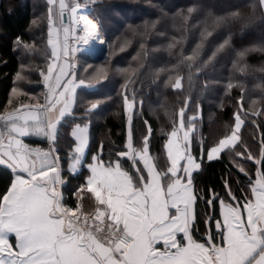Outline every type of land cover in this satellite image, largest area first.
Here are the masks:
<instances>
[{"label":"snow or ice","instance_id":"obj_1","mask_svg":"<svg viewBox=\"0 0 264 264\" xmlns=\"http://www.w3.org/2000/svg\"><path fill=\"white\" fill-rule=\"evenodd\" d=\"M91 3L95 5L96 0ZM46 5L51 58L46 71L37 68L46 89L44 100L32 103L30 97L29 102L17 104L10 98L11 109L0 114V167L8 174V182L0 189V264H264V136L258 157L240 138L245 123L241 112L244 116H258L264 111H245L242 93L236 101L240 107L234 113L231 134L207 148L201 145L197 155V116H188L187 110L193 72L200 68L187 64L189 95L176 114L178 119L173 118L171 130L165 133L166 164L161 165L151 155L150 123L144 121L148 133L142 134L139 146L132 133L137 99L135 88L129 95L128 84L134 83L130 76L137 70L116 68L129 77L120 93L128 134L123 146L112 149L105 160L103 143L98 152L89 151V122L102 101H89L80 117L76 106L78 89L94 92L97 84L110 79L109 62L102 61L90 77L84 78L78 75L76 61L81 56L95 57L103 53L105 46H112L101 35L98 24L80 12L77 0H46ZM253 7L254 15L264 21V12ZM199 8L193 4L187 9L185 25ZM258 8L264 9V0H258ZM65 16L69 24L65 23ZM226 22L212 23L215 26ZM41 23L32 21L34 27ZM155 27L153 23L151 28ZM132 32L133 37H146L149 25H145L143 33L135 29ZM206 33L211 34L206 29L201 35ZM131 42L126 39L120 50ZM229 43L230 38L225 39L212 56L225 50ZM15 44L19 50L21 40L17 38ZM140 47L146 55L143 40ZM200 47L197 45V49ZM23 48L32 52L35 45L25 43ZM256 50L250 48L237 55L242 60L247 52ZM44 55L48 56L47 50ZM196 55L198 52L184 59L193 61ZM91 67L89 63L88 68ZM31 70L22 66L17 73L13 96H28L16 82L26 80L22 73ZM182 80L178 74L172 87L182 89ZM233 87L229 82L227 89ZM139 103L142 109L143 100ZM252 103L255 105L256 101ZM66 126H71V141L68 151L62 152L60 142ZM25 138L46 142L47 148L34 147ZM225 150L234 153V160L240 157L252 161L257 166L255 177L236 162L239 172L248 178L243 196L232 191L230 178L223 182V195L214 188L197 195L195 173L202 171L205 156L208 161L221 159ZM124 158L130 162L128 167ZM81 168H86V172H81ZM65 176L82 177L73 192L76 199L71 206L61 191ZM199 203L205 204L211 215L205 212L206 231L197 240L193 227Z\"/></svg>","mask_w":264,"mask_h":264},{"label":"trees","instance_id":"obj_2","mask_svg":"<svg viewBox=\"0 0 264 264\" xmlns=\"http://www.w3.org/2000/svg\"><path fill=\"white\" fill-rule=\"evenodd\" d=\"M80 1L90 6V15L98 23L103 37L112 46L111 48L106 46L107 52L102 60L109 62L110 79L97 84L94 92L83 88L78 90L76 114L88 107L89 101H102L89 122L90 152H98L103 143V154L107 160L110 151L122 147L126 140L127 125L120 93L123 91L122 84L129 77L115 71L116 68L137 70L130 76L134 83L128 84L130 96L132 88L136 89L135 111L139 112V117L135 115L132 120L133 136L136 139L137 132L141 129L140 120L146 133L144 121L147 120L151 125V154L156 156V159H165L161 147L164 137L157 133L160 120L157 121L151 116L149 109L154 108L151 106L154 101L158 102L163 98L166 101L164 127L170 128L169 113H178L184 99L189 95L187 64L191 63L194 68H200L199 72H193L194 82L187 114L189 116L191 113H198L201 119V145L205 148L213 145L210 130L217 133L216 138L220 139L227 134L223 130L222 122L229 120L230 115L240 107L236 101L240 100L242 93L241 104L245 111L250 113L253 108L264 111V91L261 90L264 88V21L259 15H254L253 6H257V12H264V9L258 8V0H170L172 2L170 6H167L166 0H96L95 5L90 3L91 0ZM193 4L200 5V8L189 17L185 25L184 16H188L187 9ZM44 7V0H0V114L6 109H11L8 103L10 98L17 104L20 101L29 102L30 97L33 98L32 103L41 100L43 85L37 68L46 71L49 59L45 44L47 21L43 19L39 27H34L32 21L39 13L44 12ZM248 17L253 18L247 19ZM242 19L244 23H241ZM214 20L227 22L214 26L212 23ZM153 23L156 25L155 29L151 28ZM146 24L149 25V35L133 37L132 30L143 33ZM206 29L211 34L206 33L202 36L201 33ZM17 38L21 40L19 50L15 44ZM229 38V46L213 57L212 53L216 52L218 45ZM126 39L132 42L121 51L120 48ZM141 40L145 43L146 55L145 49L140 47ZM25 43L34 44L35 50L32 52L24 50ZM197 45L201 47L197 49ZM250 48L258 50L247 52L241 60L237 53ZM46 50L47 57L44 55ZM194 52H198V55L193 61L184 59ZM102 61L96 62L90 57L81 56L77 60V64L80 65L78 73L88 78ZM89 63L93 67L87 68L85 72L83 68ZM22 66L25 69H32L23 74L27 77L26 80L16 82L21 92L28 93L27 97L13 96L11 92L15 77L21 72ZM178 74L183 77V86L180 90L172 87ZM229 82L234 85L232 89H227ZM140 100H143L142 109ZM253 101H256L255 105ZM155 113L161 116L164 114L158 109ZM209 113H215L220 118H216L214 124H210L207 121ZM241 116L244 117L245 123L240 130V138L251 148L253 154L258 156L260 140L264 136V115L244 116V112H241ZM70 129L71 126H66L64 130L60 142L62 152L68 151L71 141ZM153 141L156 143L153 144ZM26 142L33 143L34 147H47L46 142L39 140L33 142L27 138ZM201 145H195L197 155ZM233 155L234 153L225 150L221 153V159L208 161L205 156L202 171L195 173L197 195L210 188L223 195V182L230 178L232 191L237 196H243L248 178L234 166L233 161L241 158L234 160ZM124 162L126 167L130 165L126 158ZM249 167L251 168L249 171L253 173V164L250 163ZM86 170L81 168L80 171ZM81 179L82 177L65 176L66 183L62 185L61 191L70 206L75 203L73 192ZM7 182V171L0 167V189ZM206 211L211 215V210L207 209L205 204L199 203L196 208L197 220L193 227L194 238L197 240H200L206 231L204 223Z\"/></svg>","mask_w":264,"mask_h":264},{"label":"rangeland","instance_id":"obj_3","mask_svg":"<svg viewBox=\"0 0 264 264\" xmlns=\"http://www.w3.org/2000/svg\"><path fill=\"white\" fill-rule=\"evenodd\" d=\"M77 2L81 5V7H82V9L84 10V11H87V15H88V18L89 19H92L94 22H96L95 20H94V18L90 15V13H91V9H90V6H88L86 3H84V1H80V0H77ZM44 3H45V7H44V12L43 13H39L38 15H37V20H40V21H42L43 19H45L46 21H47V19H46V16H47V5H46V0H44ZM91 3V2H90ZM166 4H167V6H170L171 4H172V2H170V0H166ZM89 10V11H88ZM97 23V22H96ZM98 24V23H97ZM99 26V25H98ZM99 29H100V27H99ZM100 32H101V29H100ZM101 35H102V33H101ZM55 35H54V37H53V39L55 40ZM46 44V47H47V43H45ZM48 48V47H47ZM104 48H106V51H107V47L105 46ZM50 49H48V52H49V59L51 58V56H50ZM48 59V60H49ZM79 67H80V65L79 64H77ZM86 68H88V65H85L84 66V68L83 69H86ZM46 69V68H45ZM26 72L24 71L22 74H25ZM78 75L79 76H82V77H84L83 76V74L82 73H78ZM42 85H43V82H42ZM42 96H41V100L39 101V102H43V100H44V93H45V88H44V86H42ZM180 90V89H179ZM39 97H40V94H39ZM249 101V98H247V102ZM154 104V105H153ZM151 106H154V108L152 109H149V114L151 115V116H153L155 119H157V121H159L160 120V122H161V124H160V126H159V130L157 131V133H158V135L160 136V137H164L163 138V142H162V145H161V147H162V149H163V151H164V160H162V159H158L160 162H161V165H164V164H166V153H165V150H164V147H163V145H164V143L166 142V136H165V133L166 132H168V131H170L171 130V126H172V119L173 118H176V119H178V117L176 116V114H171V113H169V117H170V121H169V124L168 125H170V128H168V129H166V127H164V126H166V101L163 99V98H160L159 100H158V102H156V101H154L152 104H151ZM157 109H158V111H160L161 113H164L163 114V116H161V114H156L155 112L157 111ZM83 111H84V109L82 110V111H80V112H78L76 115H77V117H80L81 116V114L83 113ZM179 112V111H178ZM234 113L235 112H233L231 115H230V117H229V120H227V121H223L222 122V124H223V130H224V132L225 133H227V134H231V129H232V127L234 126V119H233V116H234ZM243 113V112H242ZM157 115V116H156ZM188 115V114H187ZM192 115H196L197 116V121H196V137H195V145L196 144H199V145H201V143H202V139H201V119H200V117H199V115H198V113H191L189 116H192ZM136 117H139V112H138V110H136ZM160 117H162V119H159ZM216 118H220L219 117V115H217V114H215V113H209L208 115H207V121H208V123H210V124H214V122L216 121L215 119ZM92 119V118H91ZM133 120V119H132ZM139 123H140V125H141V129L137 132V136H136V139H135V143H136V145L137 146H139L140 145V143H141V141H142V134H147L148 133V129H147V126H146V133H145V131H144V129H143V122H142V120H140L139 121ZM232 124V125H231ZM126 125H127V122H126ZM243 126V125H242ZM164 127V128H163ZM132 133H133V130H132ZM139 133V134H138ZM127 134H128V125L126 126V138H127ZM212 137L210 138V140H213V144H215V143H217L218 142V140L220 139V138H216L217 137V133L215 134V132L214 131H211L210 130V133H209ZM223 138V137H222ZM153 144H155L156 143V141H153L152 142ZM37 147H40V146H37ZM42 148H47V147H42ZM152 155V157L153 158H156V156H154L153 154H151ZM232 157H234V155L232 156ZM238 157H236V159H237ZM240 158V157H239ZM127 159V158H126ZM236 162L237 161H235L234 162V164H236ZM140 167H142V165H140ZM166 170V169H165Z\"/></svg>","mask_w":264,"mask_h":264},{"label":"crops","instance_id":"obj_4","mask_svg":"<svg viewBox=\"0 0 264 264\" xmlns=\"http://www.w3.org/2000/svg\"><path fill=\"white\" fill-rule=\"evenodd\" d=\"M78 90H80V89H78ZM70 136H71V129H70ZM89 139H90V138H89ZM26 141H27V138H25V142H26ZM89 144H90V143H89ZM258 156H259V155H258ZM258 156H257V157H258ZM234 162H235V161H233V164H234ZM237 162L242 163L243 166H244L248 171L251 169V168L249 167V164H250V163L253 164L252 161L237 160ZM234 166H235V164H234ZM253 166H254V171H253V173H251L252 171H251V172L249 171V172L251 173V175H253V177H255V169H256L257 166L254 165V164H253ZM235 167H236V166H235ZM236 168H237V167H236ZM242 174H243V173H242ZM213 226H214V224H213Z\"/></svg>","mask_w":264,"mask_h":264},{"label":"water","instance_id":"obj_5","mask_svg":"<svg viewBox=\"0 0 264 264\" xmlns=\"http://www.w3.org/2000/svg\"><path fill=\"white\" fill-rule=\"evenodd\" d=\"M67 19H68V17L65 16V23H67ZM106 52H107V51H106V48H104V51H103L102 54L97 55V56H95V57H90V58H91L92 60L96 61V62L102 61V60L104 59L105 55H106Z\"/></svg>","mask_w":264,"mask_h":264},{"label":"bare ground","instance_id":"obj_6","mask_svg":"<svg viewBox=\"0 0 264 264\" xmlns=\"http://www.w3.org/2000/svg\"><path fill=\"white\" fill-rule=\"evenodd\" d=\"M80 12H81L82 14H85V12H84L82 9H80ZM97 47H99V46L97 45ZM100 54H101V53H97L96 56H97V55H100Z\"/></svg>","mask_w":264,"mask_h":264},{"label":"built area","instance_id":"obj_7","mask_svg":"<svg viewBox=\"0 0 264 264\" xmlns=\"http://www.w3.org/2000/svg\"><path fill=\"white\" fill-rule=\"evenodd\" d=\"M61 39H62V35H61ZM46 91V90H45Z\"/></svg>","mask_w":264,"mask_h":264}]
</instances>
